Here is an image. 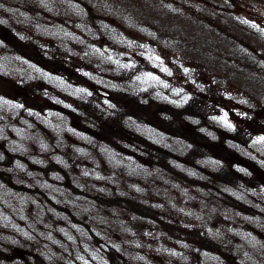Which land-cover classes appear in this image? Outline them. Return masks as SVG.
I'll return each mask as SVG.
<instances>
[{"label": "rangeland", "instance_id": "374dc122", "mask_svg": "<svg viewBox=\"0 0 264 264\" xmlns=\"http://www.w3.org/2000/svg\"><path fill=\"white\" fill-rule=\"evenodd\" d=\"M254 13L264 0H0V264H264Z\"/></svg>", "mask_w": 264, "mask_h": 264}, {"label": "flooded vegetation", "instance_id": "af4514ba", "mask_svg": "<svg viewBox=\"0 0 264 264\" xmlns=\"http://www.w3.org/2000/svg\"><path fill=\"white\" fill-rule=\"evenodd\" d=\"M255 19V20H254ZM253 20L255 21L254 23H255V26L256 25H258L259 26V28H257L258 29V31H257V34L259 35V34H261V33H264V19L262 18V17H259L256 13H254L253 14ZM257 27V26H256ZM262 30V32L260 33L259 32V30ZM153 44H155L156 45V43H153ZM106 56V60H107V58H108V56L107 55H105ZM180 57H182V54L180 55ZM138 63H140L139 61H138ZM108 67H109V61L107 60V62H105V60H104V68H105V70H107L108 69ZM109 74V72L108 71H106V72H104L103 73V77L105 78V80H110V76L108 75ZM207 83L209 82V80L208 79H206L205 80ZM212 84V83H211ZM248 84H252V85H255V84H257V83H255L254 81H251V83H248ZM208 85H210V83H208ZM259 86H260V84H258ZM258 87V86H257ZM256 87V88H257ZM94 89L95 88H99V87H93ZM103 90H105L106 92H107V95H101V94H99V93H97L96 91V93L98 94V95H101L102 97H104V98H106L107 100H110L111 98H112V94L108 91V90H106V89H104V88H102ZM254 89H255V87H254ZM221 90V89H220ZM148 92H150V91H148ZM253 93V92H252ZM252 100H254L255 98H254V96H253V94H247ZM139 96V95H138ZM141 96H147V95H141ZM149 96H153V98H159V100H164L165 99V97H164V95L161 93L160 94V92H157V93H151ZM144 98H146V99H151L150 97H144ZM153 104V103H152ZM141 105V104H140ZM258 105L259 106H261L262 107V109H264V101H263V103H261L260 102V104L258 103ZM139 108H141L140 106L138 107V109ZM150 109H151V106H145L143 109H142V113H143V115L145 116V117H147L148 116V114L150 113ZM185 109V108H184ZM184 109H181L180 111V113L178 114L179 115V118L177 117L178 115H177V113L175 112V110H172L171 108L170 109H166L165 107H163V106H159V107H157L155 110H153V109H151V112H154V113H158V112H162V113H165V114H168V115H171V116H173L174 117V121H176L175 123H174V125H178L179 124V122H181V120H184V118H185V116H187V111L186 110H184ZM186 111V112H185ZM178 112V111H177ZM181 114V115H180ZM180 116H181V118H180ZM183 116H184V118H183ZM136 120H138V119H136ZM154 120V124L156 125V124H159V125H163V124H170V123H168V122H166V121H168V120H166V119H163V118H154L153 119ZM139 121H141V122H143L144 124L145 123H151V122H147L148 121V119L147 118H144L143 120H139Z\"/></svg>", "mask_w": 264, "mask_h": 264}, {"label": "trees", "instance_id": "16d2710c", "mask_svg": "<svg viewBox=\"0 0 264 264\" xmlns=\"http://www.w3.org/2000/svg\"><path fill=\"white\" fill-rule=\"evenodd\" d=\"M225 176V177H224ZM224 176H222V175H219L218 176V178L222 181V183L223 184H225V185H229V184H231V180H232V178L230 177V175L229 174H226V175H224ZM217 179V178H216ZM235 199V198H234ZM235 201V200H234ZM81 257V254H79L78 255V258H80ZM38 264H45L44 262H42V261H39V263Z\"/></svg>", "mask_w": 264, "mask_h": 264}, {"label": "water", "instance_id": "95a60500", "mask_svg": "<svg viewBox=\"0 0 264 264\" xmlns=\"http://www.w3.org/2000/svg\"><path fill=\"white\" fill-rule=\"evenodd\" d=\"M97 92L100 93V94H102V95H107V92H105V91L102 90V89H98V88H97Z\"/></svg>", "mask_w": 264, "mask_h": 264}]
</instances>
